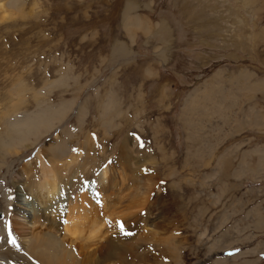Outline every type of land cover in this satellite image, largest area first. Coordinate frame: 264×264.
I'll return each mask as SVG.
<instances>
[{"label":"rangeland","instance_id":"1","mask_svg":"<svg viewBox=\"0 0 264 264\" xmlns=\"http://www.w3.org/2000/svg\"><path fill=\"white\" fill-rule=\"evenodd\" d=\"M8 138L0 220L5 190L17 236L42 229L40 150L76 200L57 225L83 235L80 189L106 167L105 264H264V0H0Z\"/></svg>","mask_w":264,"mask_h":264},{"label":"bare ground","instance_id":"2","mask_svg":"<svg viewBox=\"0 0 264 264\" xmlns=\"http://www.w3.org/2000/svg\"><path fill=\"white\" fill-rule=\"evenodd\" d=\"M130 8L131 7L128 6L127 10ZM158 27H160L158 29L160 30L163 27L165 28V25L161 24ZM59 142V138L55 139V143L49 149L50 153L54 151ZM85 144L87 143L85 142ZM9 153L10 146L8 138L5 139L0 146V158ZM82 153V149L77 151L78 155ZM73 154L77 155L76 152ZM34 158L36 159L40 174L37 179L38 184L31 188V198L28 200L30 206H32L29 207L33 210L32 217L26 209L15 207L14 210L23 217L24 222L21 223L22 225L28 224L29 221L27 219H29L30 216L33 221L32 224L36 223L42 226V229L36 232L34 231L35 233L32 231L31 234L26 233L20 236H17L11 231L6 216L12 208L13 196L4 190L3 196L6 198V208L4 217L0 220V264H33L34 261L32 262V258L33 260L36 259L39 264H81V262L82 264H105V258L107 254L109 255L110 250V246L108 247V238L106 236V218L109 206L107 189L110 187V182L108 180L105 182V177H107L106 167L97 173L96 177L100 184L99 186H97L98 184L95 186L94 183L96 189L92 186L94 179L92 181H85L84 186L80 189V192L83 193L82 196H84L85 199L88 200V203L95 209L89 219L90 225L88 233L83 235L81 233L82 231H78L75 226L70 227L66 220L63 225H61V222L57 225V220L62 216H67V212H70V207L76 200H69L65 197L63 189H60L59 183L56 180L54 168L47 163L40 150L36 153ZM31 165L32 163L26 164L24 166V171L28 170V167ZM88 166L89 165L85 163L84 170L88 169ZM99 198L100 204H103H101L102 206H98V203H96L97 200L99 201ZM97 219L98 222L95 221ZM15 223L17 222L15 221ZM148 225L151 226L152 223ZM95 234H99V236H95ZM64 237L68 238L70 242H63ZM78 239L81 241L85 239L86 242L76 247L74 243ZM13 240L15 243H13ZM89 242H97L98 245L95 251H100L103 255L102 257L98 259L92 257L96 252L90 249ZM74 252L75 254H73ZM83 256L87 258H81ZM80 258L81 260L79 261L78 259Z\"/></svg>","mask_w":264,"mask_h":264},{"label":"snow or ice","instance_id":"3","mask_svg":"<svg viewBox=\"0 0 264 264\" xmlns=\"http://www.w3.org/2000/svg\"><path fill=\"white\" fill-rule=\"evenodd\" d=\"M121 227H123L122 225H121ZM13 243H15V241L13 240Z\"/></svg>","mask_w":264,"mask_h":264}]
</instances>
